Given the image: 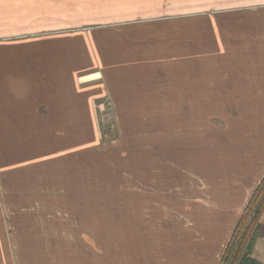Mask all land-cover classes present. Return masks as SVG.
Masks as SVG:
<instances>
[{"label": "crops", "instance_id": "1", "mask_svg": "<svg viewBox=\"0 0 264 264\" xmlns=\"http://www.w3.org/2000/svg\"><path fill=\"white\" fill-rule=\"evenodd\" d=\"M191 19L209 28L196 34L193 72L181 78V21ZM181 85L196 97H181ZM104 98L120 135L170 117L183 99L257 103L240 121H220L223 159L210 173L181 175V186L169 176L118 175L111 255L105 205L91 211L87 190L58 194L44 172L67 184L58 179L67 178L68 153L99 142ZM35 165L40 174L10 172ZM0 167V264H219L264 175V0H0ZM75 195L82 200L51 209L47 254L10 223L17 214L26 227L22 215L33 207L19 199ZM252 256L264 264V214Z\"/></svg>", "mask_w": 264, "mask_h": 264}, {"label": "rangeland", "instance_id": "2", "mask_svg": "<svg viewBox=\"0 0 264 264\" xmlns=\"http://www.w3.org/2000/svg\"><path fill=\"white\" fill-rule=\"evenodd\" d=\"M208 28V21L192 19L181 21V78H184L189 72H193V70H188L187 67H191L192 64L190 63L194 62L195 42L200 40L195 37L196 34L201 29ZM188 89V86L181 85V97H196L185 95L190 93ZM182 94L185 96H182ZM172 105L176 106L178 104L170 103V107ZM248 105L250 109H254L252 106H257V103L200 102L185 101L183 99L178 105L179 111L170 110V117L147 119V124H145L146 122L140 123L141 127L139 129H144L143 132L120 135L117 119L113 115L109 99L104 98L97 101L98 144L90 146L87 150L84 149V153L81 152V149H79L80 151L74 150L72 153H68V166L61 167L65 169L62 175L68 179L63 178L61 175L58 179V181L67 180V184L56 183L53 179L57 174L52 171L54 169L44 171L46 174H50L45 176L51 182L54 181L53 185H56V187L52 185L51 188L57 189L58 194H61L63 190H71L73 194L87 190L90 197L84 199V203L89 205L91 211L105 205L106 229L104 236L107 243V253L111 255L116 233L114 222V207L116 204L114 203L113 189L120 188V184H123L119 181L118 175L134 174L144 177V179H146L145 175L169 176L174 185L181 186V175L187 177L199 173H210L211 164H217V160L223 159L218 149L220 130H223L220 121H224L228 117L240 121L238 119L242 118V110H244V107L246 110ZM254 110H257V108ZM175 114L179 116H174ZM150 122H153L152 132L149 127ZM70 153L71 155H69ZM11 168L10 172L15 169L19 173L26 174L30 171L36 175L40 174L41 169L36 165L21 169L18 166ZM49 180L37 183L36 188L39 189V185L45 187L51 183ZM124 184L126 185L125 188L137 189L142 187L131 185H141L143 182L125 181ZM156 184H160V182L153 183V185ZM102 192L105 193V197L99 198L98 195ZM16 200L10 199L11 209L12 201ZM66 200L80 202L82 199L76 195L73 198L19 199V201H26V206L33 207L25 215H22L25 217L22 224L25 223L26 227L22 228L18 224L20 215L17 214H10V223L14 228L20 229L27 239L41 241L42 245H35V248L38 252L41 251V254H47L49 246L45 243L48 238L50 239V231H52L50 230V217L54 216L51 214V209L57 206L60 201L66 202ZM121 216L122 219H119L117 223L119 225L123 223L121 221L125 222L127 220L124 214ZM65 219L68 221L73 220L72 223H74L71 214L67 215ZM90 221L91 231L94 230L95 238L98 239L96 228L98 214L91 213ZM118 230L122 231L123 234L129 233L127 228Z\"/></svg>", "mask_w": 264, "mask_h": 264}, {"label": "trees", "instance_id": "3", "mask_svg": "<svg viewBox=\"0 0 264 264\" xmlns=\"http://www.w3.org/2000/svg\"><path fill=\"white\" fill-rule=\"evenodd\" d=\"M264 214V175L238 221L219 264H261L253 258Z\"/></svg>", "mask_w": 264, "mask_h": 264}]
</instances>
